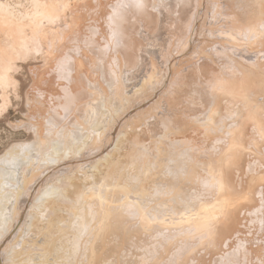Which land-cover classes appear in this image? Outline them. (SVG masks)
Here are the masks:
<instances>
[{
	"label": "bare ground",
	"instance_id": "bare-ground-1",
	"mask_svg": "<svg viewBox=\"0 0 264 264\" xmlns=\"http://www.w3.org/2000/svg\"><path fill=\"white\" fill-rule=\"evenodd\" d=\"M48 42L64 63L95 53L104 77L88 76L76 129L60 124L73 72L64 93L41 78L51 114L28 92L46 109L35 145L0 156V264H261L264 0H0V111L17 61L49 58ZM84 148L89 161L33 190L42 160Z\"/></svg>",
	"mask_w": 264,
	"mask_h": 264
},
{
	"label": "rangeland",
	"instance_id": "rangeland-1",
	"mask_svg": "<svg viewBox=\"0 0 264 264\" xmlns=\"http://www.w3.org/2000/svg\"><path fill=\"white\" fill-rule=\"evenodd\" d=\"M208 1L212 2V0H208ZM163 4L164 3H162L161 5L164 8ZM131 8L133 9V7H128V8H124V10L126 11L128 9L127 11H129V10H131ZM127 11H126V13H127ZM218 25H219V22H218ZM215 26H217V25H215ZM171 28L174 29V26L172 24H171ZM67 32H70V30L67 31ZM94 32H96V31H94ZM174 32L175 31L172 32V35H173ZM70 33H67V34L64 35L66 38L64 36L61 37V39L63 41L62 43H64V42H66L67 44L70 43L68 41H65V40H68L69 37L72 35V33L71 34ZM75 33L73 32L74 36L76 35ZM68 34H69V36H68ZM77 36L78 35H76V37ZM144 37L146 38L147 35H145ZM79 38H80V36H79ZM147 38H150V37H147ZM173 38H175V37L173 36ZM50 42H51V40H50ZM50 42H48L49 45H50V46L48 45V48L51 47V50H53V54H52L53 57L50 56L48 58L47 56L45 57V55H44L45 52L42 53V54L40 52H38L37 54L31 55L28 58L26 57L25 59H20V61L19 60L17 61L18 68H17V72H16L15 76H16V79L18 81V86H17V88L15 90L12 89V88L10 90H8V96H9L8 104L3 109H1V111H0V156L15 142H33V144L32 143H30V144L33 145V146L35 145V139H36V134L35 133H36V131L34 130L35 128L32 125H35L38 122L39 123L41 122V119L39 120L38 118L42 116V115L40 116L39 113L42 114L41 112L43 111V109L45 110L47 108L46 110L49 111V114L53 113V111L50 110L52 106L49 105V103H48L49 100L47 98V95H45L46 94V90L44 89L46 87H49V86H47L48 82H49L50 87L53 88V91L55 93L56 92L57 93H62L64 90H62L61 88L67 87L68 85L66 86V84L71 82L70 79H67V81L65 80L66 79L65 77L67 76L66 75L67 72L71 71L70 74L67 73V74H69L68 75L69 77L71 76L70 78L73 77V73H74L75 74L74 77L77 78V80H78L75 83V86L69 85L70 86L69 89L71 90L70 92H74L75 93V95L77 97V100L75 98H72V104L69 106V108L66 111L63 112V116L64 117L61 119V122H60V124H62V125L63 124H67L66 126L64 125V127H66V128H68V125H69L68 129H70V126L72 124H75L76 120H80L81 119V113L80 112L83 111V113H84V111L86 110V108L84 106H82L81 103L83 101H86L87 91H91L90 87L88 85L89 83L87 81L88 76H90V77L93 76L92 77L93 80H92V78H91V80L93 81V83L95 85L98 86L99 84H102V81H103L102 78L104 77V76H102L103 75V72H102L103 69H100V67L99 68L97 67V65H96L97 62L94 63V65L91 64V60H92V62L93 61L95 62L96 60L97 61L99 60L97 55H94L95 53H92L90 51L89 52H85V54L83 52L81 53V51H79L81 53V55L77 54V52H76V54L74 53L73 55H76V56H73L74 57L73 60L75 62L77 61L76 57H79V55L82 56L84 54L82 57H87V59H88V57L91 58V59H89L90 61L87 60V62H86V60H85L83 68H79L78 67V70L77 69L74 70L73 66H75V68H77V65L75 64L74 61H73V63L75 65L72 63V61H71L72 57L70 58L71 60L69 59L70 61L68 60L65 63L61 62V60H62L61 57H60V59L58 57V55L61 56L63 54V51H61L62 54H61V52H59V50H62V49L59 48V46H60L59 44L61 43V41H60L59 44H58V42H59L58 41L56 43V45L53 43L54 44L53 46H52V43H50ZM62 43H61V45H62ZM60 47H62V46H60ZM190 51L191 50L189 49L187 51V53H189ZM91 56H93V57L96 56V57L93 60L92 59L93 57H91ZM82 57H79L78 60H80ZM62 58H63V55H62ZM114 59L117 61L118 58L115 57ZM58 62H60V64H58L59 66L56 64ZM85 64H86V66H85ZM61 65H62V67H61ZM63 65L65 67H63ZM66 68H69V69H66ZM68 70H70V71H68ZM72 70H74L77 74L74 71H72ZM80 70L81 71L82 70L85 71L84 74H83V71L81 72ZM58 72H59V74H58ZM43 75H45V77ZM47 75H49V76H47ZM52 75H55V77L53 76L54 77L53 79H52ZM36 76H38V77H36ZM78 76H80V77H78ZM41 78L44 79V80L49 78V79H47V80H49L47 82V85L43 84V83L46 84V82L44 80H42ZM36 79H38V80H36ZM63 82H65V83H63ZM57 84L59 86L60 85H62V86L59 87ZM94 84H91V86H93ZM57 87L60 88L59 89L60 91H58ZM28 92L31 95H33L35 98L36 97L37 98L40 97L42 99V97H43V99H45V97H46V101L42 100V101H45V103L46 102L48 103V105L45 104L46 108L44 106L41 107L40 103L38 104L37 100L35 102L32 101L33 102L32 103L30 101V99H28L29 98L27 96L29 94ZM43 93H44V95H42ZM113 93H114V89L112 88V89H110V91L108 93V97L111 98ZM37 94H40L41 96L37 95ZM148 100H151V99H147V101ZM50 104H51V102H50ZM111 106L114 107V104H111ZM40 107H41V109H40ZM50 123L49 124L47 123L48 126L50 127L52 125L50 128L55 129V124L53 122H50ZM40 124H41V127H43V123H40ZM47 124L45 125L44 128H49L47 126ZM28 126H29V128H28ZM30 127L31 128L33 127V128L31 129ZM72 127L75 128L76 126L72 125L71 128ZM75 129H74V131H75ZM33 130H34V132H33ZM81 151L82 152H79L77 154L72 155V153L69 150L67 152V155H64L61 158L57 157L51 163L47 159L42 160L41 161L42 164H44V165L49 164V168L47 169V171L45 173V176L39 177L36 182L34 181L33 190L34 191L40 190L46 184H56V182L58 183V178H59L60 172L65 171V169L67 167H69V169L72 168L73 170H76L74 168V167H76V165L78 166L79 164H82L85 161H89L90 160V157H89V154H88L89 150L84 148ZM97 155L99 156V154H96L95 156L98 157ZM46 160H47V162H43V161H46ZM29 166L30 165H28L27 167H29ZM12 190H13V188H6V189L3 190V192L12 191ZM27 207H29V204H28ZM11 227L13 229H16V231L18 229H20L24 239H27L26 242H28L31 239V235L34 234V233L33 234L29 233L27 231L25 225L22 224V222L13 223V224H11ZM0 258H1V262L2 263H6L5 260H4V255L2 254L1 250H0Z\"/></svg>",
	"mask_w": 264,
	"mask_h": 264
},
{
	"label": "snow or ice",
	"instance_id": "snow-or-ice-1",
	"mask_svg": "<svg viewBox=\"0 0 264 264\" xmlns=\"http://www.w3.org/2000/svg\"><path fill=\"white\" fill-rule=\"evenodd\" d=\"M261 264H264V261H262Z\"/></svg>",
	"mask_w": 264,
	"mask_h": 264
}]
</instances>
